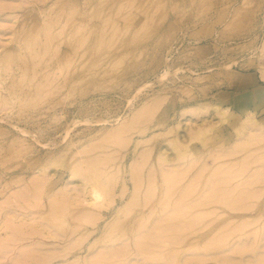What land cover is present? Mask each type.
I'll return each mask as SVG.
<instances>
[{
    "label": "rangeland",
    "instance_id": "374dc122",
    "mask_svg": "<svg viewBox=\"0 0 264 264\" xmlns=\"http://www.w3.org/2000/svg\"><path fill=\"white\" fill-rule=\"evenodd\" d=\"M263 70L264 0H0V264H264Z\"/></svg>",
    "mask_w": 264,
    "mask_h": 264
},
{
    "label": "bare ground",
    "instance_id": "6f19581e",
    "mask_svg": "<svg viewBox=\"0 0 264 264\" xmlns=\"http://www.w3.org/2000/svg\"><path fill=\"white\" fill-rule=\"evenodd\" d=\"M263 75H264V70H263ZM221 110H222V109H221ZM223 111H224V109H223L222 111H219V113L222 112V114H223V113H227V112H228L227 110H225L226 112H225V111L223 112ZM222 114H221V115L219 114V115H220V116H223L224 114H223V115H222ZM248 115H249V114H248ZM250 115H252V114H250ZM253 116H254V115H253ZM253 116H252V117H251V116H249V117L247 116L249 119H248V118L244 119V120H247V119H248V122H246V121L243 120V121L245 122V124H244V122H242V123L245 125L244 127L247 126V128H249L248 126L251 127V126H255V125L259 124V122H258V123L255 122V121H256L255 119H251V118H253ZM254 120H255V121H254ZM254 124H255V125H254ZM257 126L259 127V126H261V125H257ZM239 129H240V128H239ZM238 131H239V130H238ZM240 131H241V129H240ZM262 132H264V131H262ZM241 133H242V132H241ZM197 134H199V133H197ZM197 134L194 135V136H197ZM263 135H264V134H263ZM194 138H196V137H193L192 140H194ZM76 167H77V166H76ZM76 167H75V169H77ZM77 170H78V169H77ZM79 172H81V171H79ZM87 172H88V170H87ZM84 173H85V172H84ZM89 173H90V171H89ZM90 175H91V174H86V176H89V177H90ZM92 176H93V175H92ZM83 177H84V176H83ZM89 177H87V180H86L87 182H85L87 185H88V184H91L90 181H92V180L88 181L89 179H93V178H95V179L98 181L97 173H96V177H94V176H93V178H89ZM98 177H99V175H98ZM101 178H102V177H101ZM85 179H86V178L84 177V180H85ZM96 180H93V181H94L93 184H95V185L97 186V183L100 181V179H99L98 182H97ZM111 181H112V180H111ZM88 182H89V183H88ZM96 182H97V183H96ZM93 184H92V187H94ZM98 184H99V183H98ZM104 184H105V183H104ZM90 186H91V185H90ZM101 186H103V185L101 184ZM100 189L103 190V189H104V186H103L102 188L100 187ZM92 191H93V190H92ZM92 193H93V195H95L97 198L101 196V192L99 191L98 187H97V190H96V187H94V192H92ZM102 193L104 194V192H102ZM91 195H92V194H91ZM100 198H101V197H100ZM102 198H103V196H102ZM94 200L96 201V199H94ZM97 200H99V198H98ZM125 207H126V206H125ZM128 207H129V206H128ZM241 208H242V207H241ZM241 208H240V209H241ZM251 208H252V207H251ZM126 209H127V208H126ZM125 211H126V210H125ZM170 244H171V243H170ZM262 260H263V259H262ZM258 261H259V260H258ZM250 263H251V262H250ZM248 264H249V263H248ZM252 264H253V262H252ZM255 264H256V263H255Z\"/></svg>",
    "mask_w": 264,
    "mask_h": 264
}]
</instances>
